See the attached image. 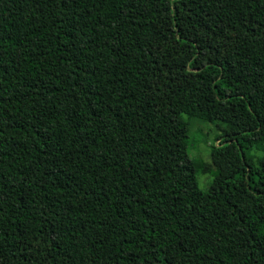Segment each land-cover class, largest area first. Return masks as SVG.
I'll list each match as a JSON object with an SVG mask.
<instances>
[{
    "label": "trees",
    "instance_id": "16d2710c",
    "mask_svg": "<svg viewBox=\"0 0 264 264\" xmlns=\"http://www.w3.org/2000/svg\"><path fill=\"white\" fill-rule=\"evenodd\" d=\"M0 264H264V0H0Z\"/></svg>",
    "mask_w": 264,
    "mask_h": 264
},
{
    "label": "rangeland",
    "instance_id": "374dc122",
    "mask_svg": "<svg viewBox=\"0 0 264 264\" xmlns=\"http://www.w3.org/2000/svg\"><path fill=\"white\" fill-rule=\"evenodd\" d=\"M192 144L190 149L191 156L204 160L208 165H212L216 159L211 143L219 131L213 124L194 120L191 126ZM214 167L209 172L198 175V183L201 188H204L213 177Z\"/></svg>",
    "mask_w": 264,
    "mask_h": 264
}]
</instances>
